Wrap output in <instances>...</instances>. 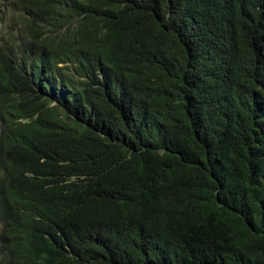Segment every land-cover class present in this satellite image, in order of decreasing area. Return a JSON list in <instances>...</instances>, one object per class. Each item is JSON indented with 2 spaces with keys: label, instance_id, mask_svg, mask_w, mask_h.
<instances>
[{
  "label": "trees",
  "instance_id": "obj_1",
  "mask_svg": "<svg viewBox=\"0 0 264 264\" xmlns=\"http://www.w3.org/2000/svg\"><path fill=\"white\" fill-rule=\"evenodd\" d=\"M10 2L0 264H264V0Z\"/></svg>",
  "mask_w": 264,
  "mask_h": 264
},
{
  "label": "rangeland",
  "instance_id": "obj_2",
  "mask_svg": "<svg viewBox=\"0 0 264 264\" xmlns=\"http://www.w3.org/2000/svg\"><path fill=\"white\" fill-rule=\"evenodd\" d=\"M10 4H11V6L12 5H15V0H11ZM17 13H18V10L15 8V10H14V12L12 14H8L9 15V18L12 21V25L13 26L15 25V23L17 21ZM6 21H7V17H6ZM15 27H16V25H15Z\"/></svg>",
  "mask_w": 264,
  "mask_h": 264
},
{
  "label": "clouds",
  "instance_id": "obj_3",
  "mask_svg": "<svg viewBox=\"0 0 264 264\" xmlns=\"http://www.w3.org/2000/svg\"><path fill=\"white\" fill-rule=\"evenodd\" d=\"M29 176H31V175H29Z\"/></svg>",
  "mask_w": 264,
  "mask_h": 264
}]
</instances>
